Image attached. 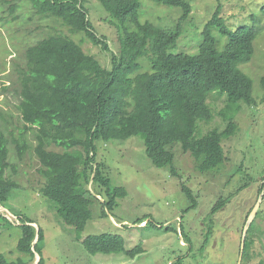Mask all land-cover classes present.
Returning a JSON list of instances; mask_svg holds the SVG:
<instances>
[{
  "label": "trees",
  "instance_id": "16d2710c",
  "mask_svg": "<svg viewBox=\"0 0 264 264\" xmlns=\"http://www.w3.org/2000/svg\"><path fill=\"white\" fill-rule=\"evenodd\" d=\"M6 1L15 10L17 4ZM18 1L19 6L30 2L41 16L59 20L70 32L81 33L108 50L110 64L101 65L80 43L61 33L49 34L25 49V68L16 69L21 137L9 141L0 125V205L22 186L11 176L18 165L9 157L10 144L14 145L19 160L28 150L34 151L43 179L39 195L63 218L72 213L70 205L78 197L92 196L104 212V208L110 210L116 205L117 197L126 195L122 186L111 184L105 160H97L99 140L113 145L138 137L151 163L176 178L179 174L172 149L176 143L190 154L200 173L218 170L223 165L222 141L236 133L237 112L242 104L256 103L251 78L239 68L251 58L256 31L245 25L232 30L221 16V0H217L211 18L204 23L197 51L192 54L172 53L170 49L183 33L182 21L191 12L194 0H151L181 8L177 22L167 29L139 20V0H99L118 31L116 51L109 49L107 42L96 34L88 18L86 0ZM261 12L264 16V5ZM214 30L226 37L223 48L218 46ZM142 61L149 62L147 70H140ZM260 84L264 101V72ZM213 90L218 91V96L225 95V104L218 111L225 126L197 136V121H211L214 115L207 103ZM105 94L110 96L109 107L103 106ZM2 126H7L6 122ZM28 131L35 146L28 141ZM180 186L191 201L189 208H194L195 196L183 183ZM99 195L102 197L97 198ZM225 202L218 200L211 213ZM81 204L85 207V203ZM14 215L18 224L0 211V230L17 226L21 232L13 264H33L35 254L39 255L36 264H42L44 231L35 227V222L26 215ZM210 234L211 225L205 242ZM82 244L89 254L123 253L134 257L142 251L140 244L126 249L122 236L109 232L88 235Z\"/></svg>",
  "mask_w": 264,
  "mask_h": 264
},
{
  "label": "rangeland",
  "instance_id": "374dc122",
  "mask_svg": "<svg viewBox=\"0 0 264 264\" xmlns=\"http://www.w3.org/2000/svg\"><path fill=\"white\" fill-rule=\"evenodd\" d=\"M11 2L17 4L15 10L9 8L7 1L0 0V110L3 112L0 125L9 141L21 137L23 124L16 108L20 100V83L16 69L25 68L24 52L28 46L49 34L61 33L80 43L83 50L92 54L101 65L108 67L110 64V52L93 44L81 33L70 32L53 17L41 16L30 2L20 6L18 0ZM139 3L141 22L148 21L167 29L181 15L179 6L151 0H139ZM216 5L217 0L191 2V12L182 21L183 33L170 52L192 54L197 51L202 27L211 18ZM263 5L264 0H221V16L232 30L245 25L256 31L251 58L239 65L240 70L251 78L252 96L256 103L242 104L237 112L234 120L238 129L222 141L225 161L218 170L198 172L190 154L183 152L180 144L176 143L172 147L179 174L176 178L166 169L151 163L138 137L113 145L99 140L96 143L97 160H105L111 184L122 186L126 195L117 197L116 205L110 210L104 208V212L100 202L92 196L78 197L70 205L72 213L63 218L57 216L39 195L38 188L43 179L34 151L28 150L19 160L15 156L14 145L9 142L12 148L9 157L18 165L17 172L11 176L22 186L0 205V211L14 224L19 223L14 213L24 214L35 222V227L44 231L42 264L237 262L243 223L260 191L264 190V101L261 100L263 89L260 84L264 72ZM85 6L96 34L107 42L109 49L116 51L118 31L108 20L110 18L104 6L99 0H86ZM213 34L218 46L223 48L226 37L216 30ZM144 62L140 70L149 68V62ZM217 92L213 90L208 95L207 103L214 115L211 121H197V136L204 135L211 128L225 126L218 114L225 104V95L218 96ZM115 98L119 100L118 94ZM109 100L110 96L105 94L104 107H109ZM5 122L7 126H2ZM27 137L29 143L35 146L31 131H28ZM52 147L60 149L55 145ZM181 183L195 196L194 208H189L191 201L182 191ZM88 188L93 192L91 186ZM218 200L226 202L211 213ZM81 203H85V207ZM210 225L211 234L205 242ZM250 225L248 245L239 264H257L259 261L264 264V195ZM102 232L119 234L126 249L140 244L142 251L134 257L123 253H87L82 244L83 238ZM20 234L17 226L0 230V264H13L18 255L16 244Z\"/></svg>",
  "mask_w": 264,
  "mask_h": 264
},
{
  "label": "water",
  "instance_id": "95a60500",
  "mask_svg": "<svg viewBox=\"0 0 264 264\" xmlns=\"http://www.w3.org/2000/svg\"><path fill=\"white\" fill-rule=\"evenodd\" d=\"M264 189V187H263ZM261 193L259 194V196L257 197L255 203L253 204L252 208L250 209L249 213L247 214L246 220L243 224V228H242V233H241V239H240V247H239V257L237 262H235V264H239L241 262V258H242V254H243V250H244V245H245V239H246V234L248 231V228L251 224V222L253 221L254 217L256 216L257 210L259 208V205L261 203V200L263 198V193L264 190L260 191ZM36 242V241H35ZM36 255L38 256V258H36ZM39 259V255L35 254V263H37Z\"/></svg>",
  "mask_w": 264,
  "mask_h": 264
}]
</instances>
